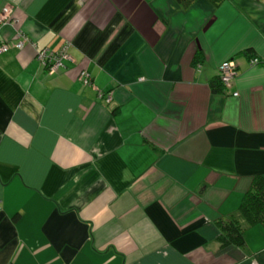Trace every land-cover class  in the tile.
I'll list each match as a JSON object with an SVG mask.
<instances>
[{"label":"crops","instance_id":"0c3cea01","mask_svg":"<svg viewBox=\"0 0 264 264\" xmlns=\"http://www.w3.org/2000/svg\"><path fill=\"white\" fill-rule=\"evenodd\" d=\"M4 4L0 264H264L262 224L242 246L216 225L264 175V0ZM17 28L35 43L16 48ZM64 42L47 72L35 46Z\"/></svg>","mask_w":264,"mask_h":264},{"label":"trees","instance_id":"16d2710c","mask_svg":"<svg viewBox=\"0 0 264 264\" xmlns=\"http://www.w3.org/2000/svg\"><path fill=\"white\" fill-rule=\"evenodd\" d=\"M177 1L182 7H187L194 0ZM210 1L218 5L222 0ZM245 52L249 56L255 55L252 48H247ZM199 57L200 53L197 52L195 59ZM260 60L261 58H259V61ZM210 84L213 91L223 90L219 76L211 79ZM258 223L264 226V175L262 173H258L254 176L250 187L243 195L237 212L229 216L219 217L216 220V225L219 229L217 239L221 246L245 245V231L247 227Z\"/></svg>","mask_w":264,"mask_h":264},{"label":"built area","instance_id":"2783aa9c","mask_svg":"<svg viewBox=\"0 0 264 264\" xmlns=\"http://www.w3.org/2000/svg\"><path fill=\"white\" fill-rule=\"evenodd\" d=\"M17 20L13 16L12 4H4L0 8V25L13 23ZM25 42L34 44L27 34L20 28L16 30V39L12 43L16 48H22ZM68 42H64L59 49L53 50L47 47L38 48L35 46V57L42 65V67L49 73L57 71L59 68L64 66V61L69 59L70 55L67 51ZM9 50V44L0 39V52ZM259 62L258 57H252L250 60L251 64ZM239 73V66H238ZM237 74V63L233 58L225 59L218 65V76L222 83L223 89H227L231 86L233 78ZM79 79L83 84H91V76L85 69H81L78 75ZM233 95H239V91H233ZM98 95L103 97L106 101L112 98V89L102 91L98 90Z\"/></svg>","mask_w":264,"mask_h":264}]
</instances>
